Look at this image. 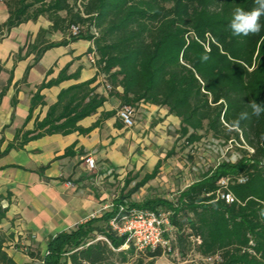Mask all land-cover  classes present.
<instances>
[{"label":"trees","instance_id":"trees-1","mask_svg":"<svg viewBox=\"0 0 264 264\" xmlns=\"http://www.w3.org/2000/svg\"><path fill=\"white\" fill-rule=\"evenodd\" d=\"M1 1L9 16L0 23V40L20 23L40 16L51 21V32L67 33L68 38L56 42L46 40L48 30L40 29L24 54L34 52L33 64L48 48L87 39L93 42L95 65L103 82L112 85L109 93L119 96L122 103L167 107L180 119L177 135L187 145L207 135L224 145L237 144L242 151L239 160L211 166L175 199L130 200L157 174V163L151 174L131 187L134 178L126 177L123 191L130 189L116 203L170 210L175 227L170 251L177 249L182 256L194 252L201 260L197 264H264V114L257 118L249 107L251 101L264 103V16L256 34L236 36L229 27L234 10H251L255 0ZM76 24L81 30L71 35L70 28ZM24 48L19 50L20 57ZM33 64L27 66L21 82L27 83ZM68 69L65 66L58 77L37 85L28 119L35 106L45 104L41 90L68 78ZM94 81L64 88L46 117L36 121L34 130L18 131L16 147L50 133L88 132L78 121L92 115L106 100L98 86L92 85ZM4 92L5 88L0 98ZM16 101L14 98V104ZM242 112L248 118L236 127L234 121ZM226 175L246 176L247 181L229 186L237 198L233 203L215 196L218 180ZM116 211L114 207L54 236L41 257L42 264H155L162 248L138 251L133 242L109 228ZM4 241L0 236V264H17L3 249Z\"/></svg>","mask_w":264,"mask_h":264},{"label":"crops","instance_id":"crops-1","mask_svg":"<svg viewBox=\"0 0 264 264\" xmlns=\"http://www.w3.org/2000/svg\"><path fill=\"white\" fill-rule=\"evenodd\" d=\"M8 16L0 0V23ZM50 26L51 21L40 16L20 23L0 40V94L5 88L0 98V236L5 238L3 249L17 264H42L41 257L54 236L101 216L109 188L98 182L116 178L124 184L131 176L133 186L151 174L157 163L160 165V157L154 153L157 131L163 132L169 123L180 128V119L167 107L147 103L135 106L134 126L124 125L118 115L121 99L109 93L91 59L92 41L78 39L48 48L33 64L34 52L24 54L27 43L34 41L40 29L48 30L46 40L68 38L66 32H51ZM32 64L27 83L21 82ZM65 66L69 77L41 90L45 104L35 106L28 119L37 85L58 77ZM92 78V85L98 86L106 100L96 112L78 121L90 129L88 132L50 133L16 147L18 131L34 130L36 121L46 117L64 88ZM87 155L96 159L94 171L85 163ZM23 244L27 251L22 250Z\"/></svg>","mask_w":264,"mask_h":264},{"label":"rangeland","instance_id":"rangeland-1","mask_svg":"<svg viewBox=\"0 0 264 264\" xmlns=\"http://www.w3.org/2000/svg\"><path fill=\"white\" fill-rule=\"evenodd\" d=\"M157 132L159 134H155L154 153L160 157L159 171L153 180L134 193L130 200L139 202L145 198L154 197L175 199L183 187L208 171L211 166L223 160L236 162L242 155L239 146L234 142L224 145L211 135L205 136L194 145H187L184 138L178 137L176 125L172 123H169L163 132ZM98 185L109 188L103 204L114 201V198L130 189L128 187L123 191L122 179L116 178L108 182H98ZM199 262L201 260L194 252L190 251L182 256L176 249L170 253L163 252L156 259L155 264H197Z\"/></svg>","mask_w":264,"mask_h":264},{"label":"built area","instance_id":"built-area-1","mask_svg":"<svg viewBox=\"0 0 264 264\" xmlns=\"http://www.w3.org/2000/svg\"><path fill=\"white\" fill-rule=\"evenodd\" d=\"M80 30V25H72L70 28V34L76 35ZM94 33L97 34L95 28ZM90 56L95 63L97 60V54L95 53L93 45L91 47ZM106 88L109 90L112 88V85L107 83ZM135 114V106L131 104L122 103L118 109L120 119L123 121L124 125L129 127L134 126ZM85 163L90 170L94 171L96 168V159L92 155H87L85 157ZM245 181L247 180L244 175H226L221 177L218 180V188L215 192L216 199L224 200L226 203L236 202L237 198L232 193L229 186L233 182L241 183ZM114 207L117 208V211L109 220V228H112L118 236H124L126 242H133L138 251H144L146 249L155 250V248L160 247L163 249V252L170 253L175 229L170 220V210H164L163 208L152 210L143 207H129L127 204H117L116 198L110 203L103 204L101 210L105 212ZM100 237L107 241L106 237L102 235H100ZM196 240H199V238ZM22 250L27 251L28 246L23 244ZM216 258L218 259L219 256H216ZM208 260L211 261L213 258H208Z\"/></svg>","mask_w":264,"mask_h":264},{"label":"clouds","instance_id":"clouds-1","mask_svg":"<svg viewBox=\"0 0 264 264\" xmlns=\"http://www.w3.org/2000/svg\"><path fill=\"white\" fill-rule=\"evenodd\" d=\"M256 7L251 10H244L237 7L232 15L230 22V29L236 36H248L250 34H256L261 30L260 18L264 16V0H255ZM251 108V114L257 118L264 114V103H258L257 101H251L249 103ZM248 118L247 112H242L239 117L234 121L236 127L239 126L240 120Z\"/></svg>","mask_w":264,"mask_h":264}]
</instances>
